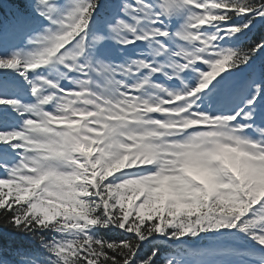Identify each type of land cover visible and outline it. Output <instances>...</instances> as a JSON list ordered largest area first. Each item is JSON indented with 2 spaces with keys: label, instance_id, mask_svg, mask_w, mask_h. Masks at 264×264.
<instances>
[{
  "label": "snow or ice",
  "instance_id": "1",
  "mask_svg": "<svg viewBox=\"0 0 264 264\" xmlns=\"http://www.w3.org/2000/svg\"><path fill=\"white\" fill-rule=\"evenodd\" d=\"M0 264H264V0H0Z\"/></svg>",
  "mask_w": 264,
  "mask_h": 264
}]
</instances>
